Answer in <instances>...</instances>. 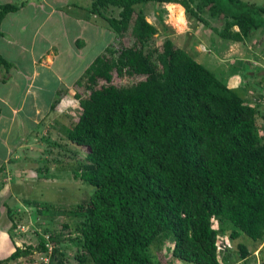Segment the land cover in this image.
<instances>
[{
    "label": "trees",
    "instance_id": "obj_1",
    "mask_svg": "<svg viewBox=\"0 0 264 264\" xmlns=\"http://www.w3.org/2000/svg\"><path fill=\"white\" fill-rule=\"evenodd\" d=\"M228 1L245 8L234 11L223 0H91L93 21L101 19L117 38L127 34L132 42L106 46L95 56L72 85L78 115L68 123L55 119L52 124L75 148L72 155L80 148L85 151V158L69 168L73 179L93 186L88 200L68 210L55 211L51 203L36 210L78 219L74 233L79 263L157 264L152 248L168 241L171 256L186 264H229L231 258L219 249L220 235L264 239L260 96L247 102L169 37L159 48L153 46L158 28L147 21L143 9H136L148 2L177 3L203 22L200 13L209 7L212 15L225 17L224 27L214 30L232 41L264 28V19L254 14L264 13V6L252 11L251 4ZM112 6L119 8L117 16L105 14ZM18 8L0 3V26ZM2 66L10 69L12 63L0 53ZM262 81L256 84L264 88ZM68 94V88L57 89L50 109L65 110ZM44 135L48 146L61 147L51 134ZM43 167L35 171L47 172L48 164ZM11 212L7 206L13 221ZM61 235L48 239L56 243ZM40 237L36 246H14L0 264H35L29 256L49 250V242ZM238 251L243 259L249 255L245 244L238 243Z\"/></svg>",
    "mask_w": 264,
    "mask_h": 264
},
{
    "label": "rangeland",
    "instance_id": "obj_2",
    "mask_svg": "<svg viewBox=\"0 0 264 264\" xmlns=\"http://www.w3.org/2000/svg\"><path fill=\"white\" fill-rule=\"evenodd\" d=\"M32 1L37 2V0ZM223 1L224 5L228 8L233 5L228 0ZM241 1L245 4H251L250 8L252 11H255L257 7L264 6V0ZM90 3L91 0H58L53 4V7H57V13L65 12L66 16L62 18L59 15L58 25H55V22L51 24L54 29L59 30L53 32L59 36L56 42V49L59 51L52 49L49 55L58 54L55 59L56 64L54 65V69L62 76L65 85L68 84L70 79H75L78 74L80 76L95 56L101 53L106 46L113 45L114 47H119L121 45H129L132 42L131 36L127 34L121 38H117L113 31L100 24L101 19L98 20L99 23H95V21L90 24V21L86 19V16L91 13ZM174 4L175 6H173ZM34 7L30 8L27 6L22 11L21 16L16 12L5 17V20L2 22L4 30L14 34L17 25L20 26L16 30L20 29L23 22L26 26L28 25L26 22L29 19L31 21V18L41 16L40 11L38 15L35 14L36 9ZM244 8V6H232V9L238 12ZM136 9H143L147 21L158 28L157 33L151 41L153 46L159 48L166 37L171 38L176 46L184 49L198 62L226 79L228 86L239 91V94L247 102H254V97L260 96L258 102H261L260 110L264 113V88L256 84L260 78L264 82L263 27L260 26L255 29L243 41H232L221 38L214 30H221L224 27L225 17L223 14L212 15L209 7H204L200 13L203 22L191 16L177 3L154 4L153 2H148L138 4ZM118 11L119 8L112 6L105 14L117 16ZM254 14L259 19H264V13L256 11ZM53 17H57V15ZM232 29L237 30V26H234ZM76 37H82L85 40V46L78 48L81 51V57L76 55L78 46L75 41L73 42ZM80 41L83 40L80 38ZM1 47L2 44L0 50L3 51L5 44ZM4 53L8 56L11 63L15 64V66L19 65L18 69L21 68L20 63L23 66L25 65V62L16 57L18 51L13 47L8 52L4 51ZM52 78H55L53 74ZM53 83L57 89L63 86L61 83H55L54 79ZM123 83L130 82L129 80H123ZM21 84L23 85V83ZM52 90L53 88L50 86L49 98L47 97L49 101L55 99L54 95L56 92L52 93ZM68 90L69 94L63 99L66 100L64 101L63 109H66L62 112L57 111L60 108L59 106L55 110L49 109L46 127L33 123L32 118V115L44 111L46 101H39V97L33 94L27 96L24 110L19 114V122H17L15 133L19 139L18 141H21L25 148L29 147L31 143L35 146L27 150L19 148V142L11 146L8 140L13 138L12 134L11 137H6L3 132V135L0 136V163L4 161L6 153H10L9 149H13L14 146L18 147V154L20 156L18 161L14 159L15 163H13L14 161L8 163L9 166H15L14 170H10L13 176L10 181H8V178L6 181L0 180V225H7L9 228L12 223L16 225L13 228H8L10 232L8 233V237H10V242L14 246H24L27 244L36 246L39 242V236L49 242L47 244L48 253H41L35 250L29 256L35 264H81L75 256L78 244L75 237L76 234L74 233V225L78 219L58 212L54 213L56 215L48 213L36 214L37 207L45 205V203H51L55 207H53L55 211L71 209L77 203L87 201L89 193L93 190V186L88 183L73 179L69 168V165L73 166L85 158V151L80 148L77 154L72 155L71 149L75 148L71 144H67L64 138L62 139L59 127L55 125L53 127L52 125L55 119L68 123L71 118L74 119L78 115L79 108L72 99L74 93L72 85L68 87ZM32 99L33 102L31 101ZM23 120H25L24 124H22ZM42 123L44 125L45 121L43 120ZM43 128L42 136H36V142V140L32 139L33 134L35 135V131H39L40 133ZM24 129H27L26 132H24ZM31 130H33L32 134L30 133ZM1 133L2 131L0 130V135ZM44 134H51L53 140L61 143V147L56 145H53V147L51 145L48 146ZM27 135H31L32 138L26 137ZM22 136L24 137L23 139H21ZM3 138L6 141H2ZM21 150L26 152L24 153ZM47 164L49 166L47 172L40 171V173L39 171H35L37 166L44 168L43 166ZM66 165L68 167H62ZM30 167L33 168L31 171ZM41 174L47 177H40L38 179ZM7 206L12 211L13 221L7 217ZM229 231L230 229L227 232ZM53 232L62 234L59 242L55 243L48 239L50 234H54ZM238 243L245 244L249 250V255L245 259L240 256ZM218 244L220 246L219 249L221 251L224 250L225 254L231 258L229 264H244V262L246 264L264 263V239L256 242L246 234L240 233L234 239L227 236L223 238L219 236ZM171 248L172 243L168 241L160 246V248L153 247L152 253L156 256L155 260L159 264H186L171 256ZM7 252L0 250V259L6 257L5 255L7 254L5 253Z\"/></svg>",
    "mask_w": 264,
    "mask_h": 264
},
{
    "label": "crops",
    "instance_id": "obj_3",
    "mask_svg": "<svg viewBox=\"0 0 264 264\" xmlns=\"http://www.w3.org/2000/svg\"><path fill=\"white\" fill-rule=\"evenodd\" d=\"M1 1L2 3H13L19 5V8L15 12L7 13L1 21L0 27L2 35L0 36V46L2 44L3 47V45L5 44V47L3 51L0 50V53L5 59L10 62L8 56L4 53V51L8 52L13 47L18 51V55L16 57L20 58L22 62H25V65L23 66L20 63V69H18V64L15 66V64L13 63L10 69H6L3 66L0 67V130L2 131L0 136L3 135V132L5 133L6 137H11L12 134L13 138L11 140H8L11 143V146L16 142H19L18 147L25 148V146L22 145V142L18 141L19 139L17 138V135L15 133V128L17 122H19V114L24 110V103L27 96L33 94L39 97V101H46V104L44 105V111H40L36 115H32L33 123L46 127V118H49L50 103L52 102L47 99V97L49 98L50 86H52L53 88L52 93H55L57 91V88H55L54 86L53 79L55 83H61L63 87L68 88L70 85L74 84V81L77 77H79V74L75 79H70L68 81V84L65 85L62 76H60L58 71H55L54 69V65L56 64L55 59L58 54L54 53L53 55H49V52L52 49L55 51H59L56 49V42L59 36L53 33L55 32V30H59L54 29L51 24L55 22V25H58L60 16L62 18L66 16L65 12H58V14L56 9L57 7H53V4L58 0H37V2H33L32 0ZM27 6L30 8L35 6V14L38 15L40 11L41 16H36L35 18L33 17L31 18V21L29 19V21L26 22V24H28L26 26L23 22L20 29L18 30L16 29L20 25H17L14 34H11L8 31L4 30L2 22L3 20H5V17L16 12H18V15L21 16L22 11L26 9ZM54 15H57V17H53ZM91 16L90 14L86 16V19L90 21V24L95 22L93 21V15ZM80 38L83 41H80ZM74 41L76 44L77 41L80 44L77 45L78 47L76 55L78 57H81V51L78 48H80L81 46H85V40L82 37H76L73 42ZM52 74L55 76V78H52ZM21 83H23V85ZM54 96L56 98V93ZM31 101L33 102V99ZM59 109H57V111ZM43 120L45 121L44 125L42 123ZM24 123L25 120L22 121V124ZM26 130L27 129H24V132H26ZM43 130L44 128L42 129V131ZM42 131L40 132L41 134ZM23 136L21 137V139L24 138ZM36 136L38 137V135ZM36 136L33 135L32 139L36 140L37 142ZM4 139L5 138H3L2 141H6ZM29 146L33 147L35 145L31 143L29 144ZM18 147L14 146L13 149H9L10 153L8 154L7 152L4 161L0 163V180L3 179L6 181V179L8 178V181H10V179L13 177L10 170H14L15 166H9L8 163H12L14 159H16L17 161L20 159V156L18 154ZM23 152L25 153L26 151ZM15 162L16 161H14L13 163ZM28 162H30V160H28ZM33 168L30 167V171ZM8 228L9 227H7V225H0V240L2 241L0 243V250H3L5 252L8 251L7 253H5L7 254L5 256H8L15 249L14 244L10 242V237H8V233H10Z\"/></svg>",
    "mask_w": 264,
    "mask_h": 264
},
{
    "label": "built area",
    "instance_id": "obj_4",
    "mask_svg": "<svg viewBox=\"0 0 264 264\" xmlns=\"http://www.w3.org/2000/svg\"><path fill=\"white\" fill-rule=\"evenodd\" d=\"M220 237L223 238V237H225V236H221V235H220ZM219 247H220V246H219Z\"/></svg>",
    "mask_w": 264,
    "mask_h": 264
},
{
    "label": "bare ground",
    "instance_id": "obj_5",
    "mask_svg": "<svg viewBox=\"0 0 264 264\" xmlns=\"http://www.w3.org/2000/svg\"><path fill=\"white\" fill-rule=\"evenodd\" d=\"M173 6H175V4Z\"/></svg>",
    "mask_w": 264,
    "mask_h": 264
},
{
    "label": "clouds",
    "instance_id": "obj_6",
    "mask_svg": "<svg viewBox=\"0 0 264 264\" xmlns=\"http://www.w3.org/2000/svg\"><path fill=\"white\" fill-rule=\"evenodd\" d=\"M49 251V250H48Z\"/></svg>",
    "mask_w": 264,
    "mask_h": 264
}]
</instances>
